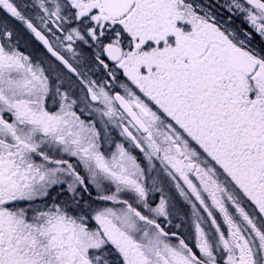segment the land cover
Wrapping results in <instances>:
<instances>
[{"label":"snow or ice","instance_id":"1","mask_svg":"<svg viewBox=\"0 0 264 264\" xmlns=\"http://www.w3.org/2000/svg\"><path fill=\"white\" fill-rule=\"evenodd\" d=\"M0 264H264V0H0Z\"/></svg>","mask_w":264,"mask_h":264}]
</instances>
